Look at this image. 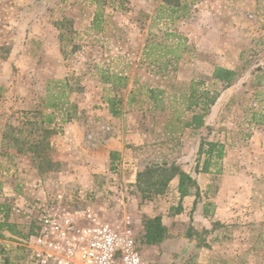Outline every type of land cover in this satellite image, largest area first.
I'll list each match as a JSON object with an SVG mask.
<instances>
[{"label":"rangeland","instance_id":"374dc122","mask_svg":"<svg viewBox=\"0 0 264 264\" xmlns=\"http://www.w3.org/2000/svg\"><path fill=\"white\" fill-rule=\"evenodd\" d=\"M216 67L235 73L229 85L212 78ZM204 107L207 128L185 132ZM123 113L147 133L142 147L126 145L136 170L92 154L99 140L120 137ZM201 142L224 155L210 160L219 179L198 187L196 202L208 206L222 190V212L208 229L194 226L193 212L170 227L161 221L167 239L183 237L185 264H264V0H0V204L13 231H0V264H29L38 205L57 192L101 221H129L143 246L144 224L157 216L141 207L156 201L159 210L177 180L162 207L175 216L179 178L146 202L128 179L144 165L175 164L190 189Z\"/></svg>","mask_w":264,"mask_h":264},{"label":"built area","instance_id":"2783aa9c","mask_svg":"<svg viewBox=\"0 0 264 264\" xmlns=\"http://www.w3.org/2000/svg\"><path fill=\"white\" fill-rule=\"evenodd\" d=\"M74 198L57 192L38 205L25 242L29 264H145L129 221H101L93 206Z\"/></svg>","mask_w":264,"mask_h":264},{"label":"crops","instance_id":"0c3cea01","mask_svg":"<svg viewBox=\"0 0 264 264\" xmlns=\"http://www.w3.org/2000/svg\"><path fill=\"white\" fill-rule=\"evenodd\" d=\"M191 107L192 106L189 105L190 111L192 109ZM201 109L202 108H200V112H201ZM197 114L199 113L198 112L193 113V115H197ZM208 120H209V114L207 112L205 115H203L202 126L195 128V126L193 127L191 125V122H192V118H191L189 122L184 124L185 132H188L189 134H191L195 132L204 131L205 128H207L208 126ZM118 121L120 123V131H119L120 137L116 139L114 138L108 139V140L105 139L104 142H101L102 140L101 141L99 140L100 142L98 141L95 143L94 146H91L92 154L93 156H99L101 154L106 155V158H108L110 162L112 161L111 160L112 158L117 156L116 158L117 163L121 162L122 166L124 165L125 167L128 165L129 166L133 165L135 163L132 166V169L136 170V168L140 165L138 164L139 160L133 158V155H134L133 151L129 148H126V145L131 144V145H134L136 148L142 147L146 143L145 139H147V133H144V130L140 129L139 123H136L133 117H131V115L127 113L126 114L123 113L122 116H120V119ZM69 127H71V130L74 132V127H72V125H69ZM168 127L169 129L165 128L166 132H173L171 125H169ZM155 132H160V130H158V128L156 127ZM77 136H78L77 132H75L74 135L72 134L70 135L71 140H72L71 143L73 146H76V144H74V139H76ZM58 152H61V149H59ZM61 156L64 157L63 154ZM65 160L66 159L60 160V161H63V162H60L59 160L56 159V161L57 162L59 161V163H64ZM214 173L217 174L218 171L212 172V170H208L207 173L192 172L189 174L194 180H196L197 186L199 187L200 192H202L205 189L207 191L210 188V185L216 182V181H212V179H214L213 178L214 176H217L219 179V176L214 175ZM135 174L136 172H134V174L132 175L133 177H130L128 179L127 183L129 184L135 183ZM83 178H85V176ZM176 183H177V180H172L169 186L170 188L169 193H173V194L175 193V187H176L175 185H177ZM169 193H166V195L164 196V199L160 201L159 210L156 211V208L158 205L156 201L155 203H150V204L146 203V205H143V207H141L143 211L147 213L146 215L148 216V218H153L155 216H158L160 213H162L163 216H162L161 221H162V224L165 225L166 227H170L172 223L179 224V223L186 222L188 220V215L190 214V212L191 213L193 212L194 226L195 225L201 226L200 222L203 221L204 223H206L204 224V227L208 229L211 222L217 219L220 213L222 212L221 196L223 195L222 193L224 192L221 190L218 192L219 193L218 198L209 199V200H207L206 198L204 199L207 201L208 206H206L205 202L202 201V203H196L194 207V200H195L194 196L183 197L182 203H181L182 208H183L182 213L172 216V217H168L167 209L168 210L170 209L169 206L171 204L166 206L167 209H162V207H163V203L166 204L167 200L165 201V199L168 197L167 194ZM211 203L214 206H212ZM172 205L173 207L176 206V204H172ZM167 221H170V222H167ZM177 234L178 232L176 231L172 232V235H176V236L174 237L172 236L173 238L162 241L159 245H150V246L143 245L142 246V256H143L145 264L147 263L148 264H185L184 261H186V259L189 256H187L185 260L181 258L180 252L183 248L184 239L183 237H178ZM193 251L190 252V256L192 255ZM194 263L195 261H192V264Z\"/></svg>","mask_w":264,"mask_h":264},{"label":"trees","instance_id":"16d2710c","mask_svg":"<svg viewBox=\"0 0 264 264\" xmlns=\"http://www.w3.org/2000/svg\"><path fill=\"white\" fill-rule=\"evenodd\" d=\"M165 1L169 2L170 0ZM234 77L235 73L233 71L220 67H216L212 73V78L215 81L221 82L225 85H229L233 81ZM195 102V105H198L197 101ZM214 102L215 100L213 99L208 100L209 107L210 105H213ZM52 107H55V105L53 104ZM207 111H209V108H202V114L194 115L192 118L191 125L193 127L195 126V128L202 126V118L204 113H206ZM198 154L200 156L203 155L205 157V160L202 170L199 171V168H197L196 166L195 172L207 173L209 161L211 159H221L223 157V146L214 142H201ZM155 174L162 177V179L153 180V176ZM176 176L179 178V192L181 196L180 203L178 204L174 212L175 215H178L182 213L183 208L181 205V199L185 196L195 197V207L197 203L196 199L198 194V186L195 182H192V186L190 187V189L187 188L185 190L183 183L189 178L185 174H183L175 164L161 163L144 165L142 170L136 172L134 183L135 192L139 194L141 202L151 201L152 198L162 194L164 191L163 189H165L167 183H169V181L175 178ZM141 186H143L144 189H142ZM192 187H194L195 192L191 191ZM8 210V206L0 204V213L2 211V213L4 214V220L0 219V231L6 228L9 233H13L12 226L7 222ZM143 230L145 238L144 245L146 246L159 245L162 241L168 238L167 229L161 224V218L158 216L145 222Z\"/></svg>","mask_w":264,"mask_h":264},{"label":"water","instance_id":"95a60500","mask_svg":"<svg viewBox=\"0 0 264 264\" xmlns=\"http://www.w3.org/2000/svg\"><path fill=\"white\" fill-rule=\"evenodd\" d=\"M55 1L56 0H42V4H43V6L47 7ZM192 246H193V241L186 239L185 240V246H184L185 247L184 252H187V250H189Z\"/></svg>","mask_w":264,"mask_h":264}]
</instances>
